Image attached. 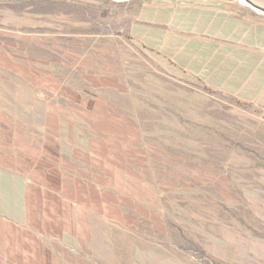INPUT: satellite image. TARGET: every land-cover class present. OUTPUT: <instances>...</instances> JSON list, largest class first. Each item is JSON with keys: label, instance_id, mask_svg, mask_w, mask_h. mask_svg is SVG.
Segmentation results:
<instances>
[{"label": "rangeland", "instance_id": "rangeland-1", "mask_svg": "<svg viewBox=\"0 0 264 264\" xmlns=\"http://www.w3.org/2000/svg\"><path fill=\"white\" fill-rule=\"evenodd\" d=\"M0 264H264V0H0Z\"/></svg>", "mask_w": 264, "mask_h": 264}, {"label": "crops", "instance_id": "crops-1", "mask_svg": "<svg viewBox=\"0 0 264 264\" xmlns=\"http://www.w3.org/2000/svg\"><path fill=\"white\" fill-rule=\"evenodd\" d=\"M69 245V244H68ZM59 247H62V246H60V244L58 245Z\"/></svg>", "mask_w": 264, "mask_h": 264}]
</instances>
